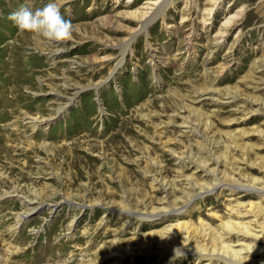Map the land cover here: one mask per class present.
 <instances>
[{"label":"rangeland","instance_id":"obj_1","mask_svg":"<svg viewBox=\"0 0 264 264\" xmlns=\"http://www.w3.org/2000/svg\"><path fill=\"white\" fill-rule=\"evenodd\" d=\"M48 2L0 0V264H264V0Z\"/></svg>","mask_w":264,"mask_h":264},{"label":"clouds","instance_id":"obj_2","mask_svg":"<svg viewBox=\"0 0 264 264\" xmlns=\"http://www.w3.org/2000/svg\"><path fill=\"white\" fill-rule=\"evenodd\" d=\"M8 19L19 31L38 34L52 42L68 40L73 33L72 22L62 16L60 5L55 0H49L43 7L35 10L22 6L10 13ZM184 255L182 246L176 247L173 249L172 260L180 259Z\"/></svg>","mask_w":264,"mask_h":264},{"label":"bare ground","instance_id":"obj_3","mask_svg":"<svg viewBox=\"0 0 264 264\" xmlns=\"http://www.w3.org/2000/svg\"><path fill=\"white\" fill-rule=\"evenodd\" d=\"M164 2H165V1H164ZM164 2H163V3H164ZM165 3H166V2H165ZM164 6H165V5H164ZM162 7H163V6H162ZM160 9H161V8H160ZM159 12H160V11H159ZM153 16H154V15H153ZM144 25H145V23H144ZM144 27H145V26H144ZM35 122H36V120H34L33 118H31L30 121H29L28 123L30 124V126H31V125L35 126V124H36ZM33 126H32V127H33ZM28 201H29V200H28ZM55 206H56V205L53 206V209L55 208ZM32 209H35V208H32ZM32 209H31V210H32ZM51 209H52V208H51ZM22 217H24V216L22 215V216L19 217L18 219H21ZM224 226H225L226 230H228V229L231 230V228H229V225L225 224Z\"/></svg>","mask_w":264,"mask_h":264}]
</instances>
